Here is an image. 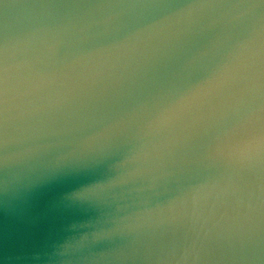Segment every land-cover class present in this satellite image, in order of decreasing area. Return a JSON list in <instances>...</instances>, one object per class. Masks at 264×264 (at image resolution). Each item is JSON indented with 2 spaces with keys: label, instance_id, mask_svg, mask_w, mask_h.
Returning <instances> with one entry per match:
<instances>
[{
  "label": "clouds",
  "instance_id": "9594fccd",
  "mask_svg": "<svg viewBox=\"0 0 264 264\" xmlns=\"http://www.w3.org/2000/svg\"><path fill=\"white\" fill-rule=\"evenodd\" d=\"M0 264H264V0H0Z\"/></svg>",
  "mask_w": 264,
  "mask_h": 264
}]
</instances>
